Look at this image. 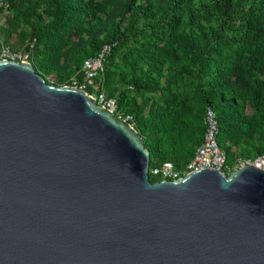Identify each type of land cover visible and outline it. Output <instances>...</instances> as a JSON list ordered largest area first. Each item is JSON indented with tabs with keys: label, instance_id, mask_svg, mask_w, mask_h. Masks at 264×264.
Returning <instances> with one entry per match:
<instances>
[{
	"label": "water",
	"instance_id": "95a60500",
	"mask_svg": "<svg viewBox=\"0 0 264 264\" xmlns=\"http://www.w3.org/2000/svg\"><path fill=\"white\" fill-rule=\"evenodd\" d=\"M150 161L87 91L0 59V264H264V170Z\"/></svg>",
	"mask_w": 264,
	"mask_h": 264
},
{
	"label": "trees",
	"instance_id": "16d2710c",
	"mask_svg": "<svg viewBox=\"0 0 264 264\" xmlns=\"http://www.w3.org/2000/svg\"><path fill=\"white\" fill-rule=\"evenodd\" d=\"M1 1L0 51L28 53L47 83H82L111 46L86 91L132 117L151 166L192 159L208 107L231 170L264 154V0Z\"/></svg>",
	"mask_w": 264,
	"mask_h": 264
},
{
	"label": "built area",
	"instance_id": "2783aa9c",
	"mask_svg": "<svg viewBox=\"0 0 264 264\" xmlns=\"http://www.w3.org/2000/svg\"><path fill=\"white\" fill-rule=\"evenodd\" d=\"M2 7L7 9L8 5L4 4V2L0 0V8ZM110 50L111 46L105 45L96 57L88 59L82 69L84 73L83 82L78 83L77 80L72 79V86L78 87L85 91L89 86H93L96 79L102 75L104 63ZM0 59L31 63L28 53L16 52L10 47H4L0 51ZM90 96L93 97L100 106L106 107L116 116L122 117L129 123L132 120L131 116H122L118 110L117 102L114 99H107L105 94H100L99 96ZM205 126L206 130L204 140L202 144L197 147L194 156L187 164H185L182 168H177L170 161L160 164L157 163L153 166L150 164V179L154 178L158 179L159 181H173L202 169L224 170L227 174L231 173L233 170L227 166L226 153L220 148L218 144L217 136L219 133V125L216 112L212 107H208L206 110ZM247 165L264 170V154L258 156L254 160H240L239 164L234 170Z\"/></svg>",
	"mask_w": 264,
	"mask_h": 264
},
{
	"label": "rangeland",
	"instance_id": "374dc122",
	"mask_svg": "<svg viewBox=\"0 0 264 264\" xmlns=\"http://www.w3.org/2000/svg\"><path fill=\"white\" fill-rule=\"evenodd\" d=\"M3 22H4V19H1V20H0V24H2ZM52 82H53V80H52Z\"/></svg>",
	"mask_w": 264,
	"mask_h": 264
},
{
	"label": "crops",
	"instance_id": "0c3cea01",
	"mask_svg": "<svg viewBox=\"0 0 264 264\" xmlns=\"http://www.w3.org/2000/svg\"><path fill=\"white\" fill-rule=\"evenodd\" d=\"M238 164H239V162H238ZM237 166V165H236Z\"/></svg>",
	"mask_w": 264,
	"mask_h": 264
}]
</instances>
